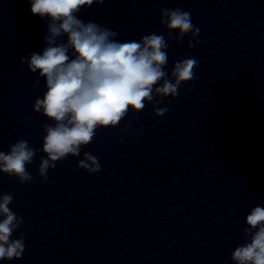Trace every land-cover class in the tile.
I'll list each match as a JSON object with an SVG mask.
<instances>
[{
	"label": "clouds",
	"instance_id": "obj_1",
	"mask_svg": "<svg viewBox=\"0 0 264 264\" xmlns=\"http://www.w3.org/2000/svg\"><path fill=\"white\" fill-rule=\"evenodd\" d=\"M28 2L33 15L48 21L45 47L42 52L22 56L20 63L26 64L31 73H38L36 84L44 79L46 91L42 98H36L33 110L52 123L43 124L42 149H33L27 140L18 139L9 145V152L0 151V173L15 177L22 185L33 180L27 165L33 163L38 151L45 154L38 175L47 180L48 171L57 162L68 156L80 157L81 150L94 141L97 129L115 128L129 111L139 113L149 103L153 115L163 117L168 108L157 105L166 97L176 98L182 83L196 78L199 62L195 58L175 62L170 75L165 71L170 42L181 43L191 34L190 49L201 43L196 39L200 29L192 23L188 11L178 7L160 10L167 39L153 32L139 41L120 42L115 39L116 31L77 16L82 8L104 0ZM123 131H128L127 126ZM77 166L89 173L101 170L97 157L87 151ZM13 200L12 193L0 194V261L21 259L25 251L23 234L12 239L24 223L23 217L9 207ZM245 223V243L235 248L231 260L234 264H264V207H253Z\"/></svg>",
	"mask_w": 264,
	"mask_h": 264
}]
</instances>
